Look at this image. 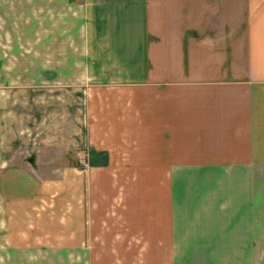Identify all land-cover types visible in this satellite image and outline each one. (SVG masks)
Segmentation results:
<instances>
[{"label":"crops","instance_id":"obj_1","mask_svg":"<svg viewBox=\"0 0 264 264\" xmlns=\"http://www.w3.org/2000/svg\"><path fill=\"white\" fill-rule=\"evenodd\" d=\"M89 5L88 55L63 72L73 83L32 91L30 130L11 141L26 152L25 175L56 180L37 181L41 199L17 201L9 224L30 249L162 254L171 235L148 245L145 233L113 227L128 220L108 211L124 189L106 180L264 175V0Z\"/></svg>","mask_w":264,"mask_h":264},{"label":"rangeland","instance_id":"obj_2","mask_svg":"<svg viewBox=\"0 0 264 264\" xmlns=\"http://www.w3.org/2000/svg\"><path fill=\"white\" fill-rule=\"evenodd\" d=\"M92 18L89 0H0V264H264V175L108 178V186L124 189L121 206L108 211L128 219L113 227L145 233L148 245L171 235L162 254L150 245L141 255H78L30 249L29 240L17 238L16 225L9 224L16 202L40 200L37 184L56 178L25 175L26 152L11 141L30 130L32 91L40 97L43 88L73 83L63 72L73 73L88 55ZM10 161L19 169L14 174H6ZM54 199L60 198L49 195L51 204Z\"/></svg>","mask_w":264,"mask_h":264}]
</instances>
